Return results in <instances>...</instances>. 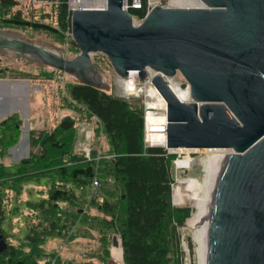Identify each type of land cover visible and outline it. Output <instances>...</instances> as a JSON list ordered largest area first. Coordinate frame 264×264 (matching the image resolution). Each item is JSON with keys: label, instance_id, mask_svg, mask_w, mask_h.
Listing matches in <instances>:
<instances>
[{"label": "water", "instance_id": "obj_1", "mask_svg": "<svg viewBox=\"0 0 264 264\" xmlns=\"http://www.w3.org/2000/svg\"><path fill=\"white\" fill-rule=\"evenodd\" d=\"M124 1L73 9L71 36L79 48L73 57L11 32H0V50H15L100 89L107 83L94 52L106 54L122 77L138 72L144 79L153 71L167 120L150 129H164L162 146L169 152L230 149L220 156L209 200L197 201L196 263L264 264V0L157 4L138 22ZM176 75L187 82L190 101L172 88ZM112 244L121 239L114 235ZM6 247L0 231V251Z\"/></svg>", "mask_w": 264, "mask_h": 264}, {"label": "trees", "instance_id": "obj_2", "mask_svg": "<svg viewBox=\"0 0 264 264\" xmlns=\"http://www.w3.org/2000/svg\"><path fill=\"white\" fill-rule=\"evenodd\" d=\"M23 1L27 5L28 0H0V22L61 31L62 35L70 32L67 0H53L56 27L26 18ZM132 1L128 0V11L142 19L148 0H141L139 7L132 6ZM62 84L65 106L92 124L94 135L104 136L108 148L105 152L100 150L103 145L91 149L89 157L76 152L79 121L65 113L54 129L30 132L31 147L38 150L21 158L14 169L0 162V231L7 240L0 264H89L45 252L42 244L50 235L76 238L88 236L93 229L120 237L123 264H188L181 227L194 209L173 201L177 153L145 141V110L137 100L77 81ZM17 120V113L0 120V160L8 157V149L19 140ZM94 177L99 180V199L92 189ZM31 182H44L46 196L22 201L25 184ZM84 202L103 214H90ZM21 205L31 211L19 235L21 244L30 246L28 253L9 242L3 227ZM187 241L192 250L191 238Z\"/></svg>", "mask_w": 264, "mask_h": 264}, {"label": "rangeland", "instance_id": "obj_3", "mask_svg": "<svg viewBox=\"0 0 264 264\" xmlns=\"http://www.w3.org/2000/svg\"><path fill=\"white\" fill-rule=\"evenodd\" d=\"M147 2L148 5L160 4L164 6H184V4L179 0H148ZM54 4L53 0H39L36 1V3L28 0L27 5L26 1H23L22 8L24 16L28 19L45 22L56 27L58 23L56 21ZM83 5L85 4L82 3L81 7H83ZM134 20L135 22H138L140 19L134 16ZM0 32L14 33L18 36L58 51L66 57H73L79 52V48L74 39L66 31L64 35H62L61 31L53 32L52 30L44 28H34L31 26H21L0 22ZM92 59L105 78V82L107 83L106 89L116 93L117 95L124 96L123 85L119 79V75L114 70L107 55L102 52H94L92 54ZM54 69L55 68L51 66L37 62L29 56L18 54L15 50L7 48L0 50V79L29 80V78H31L33 82L37 83L33 86L35 92L38 91V89L45 87V89L42 90L45 92V97L40 98L38 103L33 105V111L30 118L22 115L20 120H17L21 128L19 140L8 149V157H4V159L0 160V162L4 163H6L5 161H8L7 164L11 169H14L15 164L21 158L28 156L30 151L38 150L36 147H31L27 133L30 134L31 131L37 133L41 130L50 131L59 123L62 115L69 112L73 113L72 110L69 111V108L65 106L67 100L65 102L63 98L64 95L62 94L61 86H63V82H75L77 80L68 73H64L59 70L54 72ZM176 78L178 81L183 80L181 75ZM38 93L41 97L42 93ZM144 97L145 96L143 94H130L127 96V98L131 100H137L139 104L143 106L145 110L144 117L145 114L147 115L146 110H150L155 113L161 112L162 108L155 105L158 100L157 98L150 99ZM147 105L150 106L148 107L149 109H147ZM73 114L79 121V135H77L74 149L76 152H81L83 147L82 139L85 138L81 128L87 123L82 120L84 118H81L80 114H76L75 112ZM148 126L149 124H147V128ZM146 135L147 139L145 138V141L148 144L152 143L149 141L148 132ZM88 147L90 149H98L101 147L100 150L102 152H105L108 148L104 136L96 137L95 135L92 140L88 141ZM173 153H177L178 155V157L174 160L176 183L174 185L173 201L177 205H191L194 209L192 215L181 227L182 235L185 238L183 242V246L186 250L185 261L188 264H197L194 254V246L191 250L187 241V237H190L193 245L192 218H194L196 212L195 202L197 201L188 195V182L190 180H194L200 181L202 184L206 175V164L210 152L204 148H191L189 150H176V152L173 151ZM186 156L191 157L193 162L188 165H180L177 160L179 161ZM178 185H180L181 191L183 192L181 195L175 192ZM46 188L47 187L44 182L41 184H36L34 182L27 183L25 184V189L21 195V199L22 201H25L26 199L36 200L41 196H46ZM29 189L32 190L31 193L28 191ZM39 190H43V193H40ZM200 190H203L202 186L200 187ZM84 207L87 208L88 212L92 215L103 214L96 207L88 206L87 202H84ZM30 212L31 211L24 205H21L19 212L13 216H8L7 220L3 223V227L6 229L5 234L8 237L9 242L15 246H20L24 253H28L30 251V246L27 244H21L19 235L23 234V228L26 225V215ZM113 235L114 233L105 235L95 229H93L88 236H79L76 238H70L69 235L66 234L50 235L44 240L42 250L45 252H57L64 260L85 261L89 264H123V255L121 259H118L113 254V248L115 247L112 244Z\"/></svg>", "mask_w": 264, "mask_h": 264}, {"label": "bare ground", "instance_id": "obj_4", "mask_svg": "<svg viewBox=\"0 0 264 264\" xmlns=\"http://www.w3.org/2000/svg\"><path fill=\"white\" fill-rule=\"evenodd\" d=\"M179 1L182 2L186 6L202 4L200 0H179ZM82 3H84L85 5L92 6V7L94 6L104 7L105 6V0H81L79 5H81ZM89 6H86V7H89ZM170 83L172 85V88L175 90L176 94L179 96V98L185 99L186 92L180 87L179 83L175 80H171ZM127 86H129V90H130L133 84H130L128 82ZM158 100L155 103V105H158L160 107L164 106L165 112L155 113L150 110L148 111L147 124H149V126L147 128V132H148V137H149L150 142L163 145V143L166 140V133L164 129H150V125H163L166 123V120H167L166 119V101L164 99L159 100V101ZM183 149L189 150L191 148H183ZM183 149L178 148L177 150L181 151ZM204 149L210 152L209 158L207 159L206 175L204 177V181L202 182V184L200 183V181H194V180H190L188 182V187H189L188 195L196 199L197 201H208L209 200L211 191H212L214 177H215V171L218 166L220 156L222 152H230V149H227V148L226 149L225 148H211V149L204 148ZM192 162H193V159L189 156H186L183 159H180L178 161L180 165L182 164L188 165V164H191ZM200 185L202 186L203 190H200V187H201ZM175 192L178 193L179 195L183 194V192L181 191L180 185L176 187ZM197 201L195 202L196 206H197ZM192 219H193L192 220V225H193L195 215H194V218ZM113 254L116 258L121 259L122 250H121L120 245L118 247L115 246L113 248Z\"/></svg>", "mask_w": 264, "mask_h": 264}, {"label": "built area", "instance_id": "obj_5", "mask_svg": "<svg viewBox=\"0 0 264 264\" xmlns=\"http://www.w3.org/2000/svg\"><path fill=\"white\" fill-rule=\"evenodd\" d=\"M80 1L81 0H67L70 18H71V13H72L73 9L81 7V5H79ZM141 3H142L141 0H133L132 6L139 7V6H141ZM86 6H89V5H83V7H86ZM153 6L154 5L149 4L147 11H149ZM89 7H91V6H89ZM124 7L126 9H128V7H129L128 0L124 1ZM68 34L71 35V30ZM153 75H154V72L150 71L146 74V77L144 79H141L139 77L138 72L128 73L127 76H125V77L119 76V79L121 80V83L123 85V95L127 97L130 94H136V95L143 94L146 98H150V99L157 98L159 100H163L164 98L162 97L160 92L157 90L155 85L152 83V76ZM177 76H180V75H176L174 77H171V79L169 81L175 80V78ZM182 79H183V77H182ZM176 80H177V78H176ZM128 82L130 84H133V86L131 87L130 90H129V86H127ZM177 82L179 83L180 87L186 92L185 99H183V100L190 101L191 97H190V92H189L187 82L184 79L181 81L177 80ZM148 107H150V106L147 105V109H149ZM161 108H162L161 112H165L164 106ZM148 111L146 110V113H148ZM93 118L95 121H99V118H97V117H93ZM144 121H145V127H144L145 138L147 139V135H146V133H147V115L146 114H145V120ZM163 125H166V123ZM81 131L85 135V138L82 139V146L83 147H82L81 152L84 153L87 157H89L91 149L88 147V141L92 140V138L94 136V126L92 124H86L85 126H83L81 128ZM177 162H178V160H177ZM98 187H99V180L97 177H94L93 181H92V189H93L95 196L99 199L101 197L97 191Z\"/></svg>", "mask_w": 264, "mask_h": 264}, {"label": "crops", "instance_id": "obj_6", "mask_svg": "<svg viewBox=\"0 0 264 264\" xmlns=\"http://www.w3.org/2000/svg\"><path fill=\"white\" fill-rule=\"evenodd\" d=\"M35 84L37 83L32 82L31 79H0V120L12 113H17L19 117L23 115L30 118L33 105L38 103L40 98L45 97V92L42 91L45 87L35 92L33 89ZM38 92L42 93L41 97ZM27 134L29 136V133Z\"/></svg>", "mask_w": 264, "mask_h": 264}, {"label": "clouds", "instance_id": "obj_7", "mask_svg": "<svg viewBox=\"0 0 264 264\" xmlns=\"http://www.w3.org/2000/svg\"><path fill=\"white\" fill-rule=\"evenodd\" d=\"M144 119H145V117H144Z\"/></svg>", "mask_w": 264, "mask_h": 264}]
</instances>
